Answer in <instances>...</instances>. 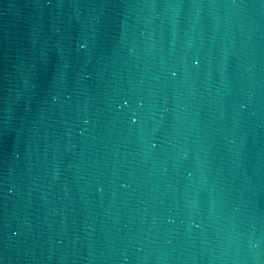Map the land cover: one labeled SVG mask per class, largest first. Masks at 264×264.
Masks as SVG:
<instances>
[{"label": "water", "instance_id": "water-1", "mask_svg": "<svg viewBox=\"0 0 264 264\" xmlns=\"http://www.w3.org/2000/svg\"><path fill=\"white\" fill-rule=\"evenodd\" d=\"M0 264H264V0H0Z\"/></svg>", "mask_w": 264, "mask_h": 264}]
</instances>
